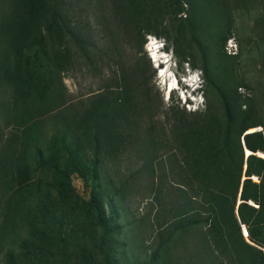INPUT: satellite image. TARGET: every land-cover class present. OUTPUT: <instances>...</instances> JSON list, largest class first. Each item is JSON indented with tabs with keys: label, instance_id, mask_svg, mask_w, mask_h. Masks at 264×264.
Segmentation results:
<instances>
[{
	"label": "trees",
	"instance_id": "1",
	"mask_svg": "<svg viewBox=\"0 0 264 264\" xmlns=\"http://www.w3.org/2000/svg\"><path fill=\"white\" fill-rule=\"evenodd\" d=\"M187 1L183 17L179 0H0V264L52 246L61 263L72 250L81 263L264 264V101L240 91L248 78L235 68L255 65L261 48L253 28L228 55L219 19L242 7L250 17L256 2ZM146 34L202 70L204 95L206 82L216 96L204 111L154 94L151 64L138 57ZM77 69L98 72L99 88L71 92L65 77ZM75 173L90 191L75 211L95 252L70 233ZM133 197L148 212L124 240Z\"/></svg>",
	"mask_w": 264,
	"mask_h": 264
},
{
	"label": "rangeland",
	"instance_id": "2",
	"mask_svg": "<svg viewBox=\"0 0 264 264\" xmlns=\"http://www.w3.org/2000/svg\"><path fill=\"white\" fill-rule=\"evenodd\" d=\"M175 3L178 0H174ZM181 3H183L181 7V13L179 16L186 17L187 15V10L189 8V3L187 0H179ZM187 1V2H186ZM208 0H206L207 2ZM227 2V4H234L236 0H222ZM240 2H243V0H239ZM205 2V6L203 7V10L207 12L208 17L212 19V15L214 14L212 8L208 6L209 4ZM256 4V10L252 12V16L246 17L245 11L242 8H235L233 11L231 9L230 14H224L223 11H221L220 14L224 15L220 17L219 19L222 20L223 24H225L227 27L230 28V33L231 37L227 40V43L224 47V51L228 55H233L235 53H239L240 50V45L239 41H242L243 44L245 42L246 36H243L244 34H249L251 33V29L255 28V37L257 38L258 43L260 44V51L257 55V61L255 65L250 64L246 60L243 62H240V65L236 68L237 73L239 74L238 77H247L248 80H246L247 86L241 87L240 91L241 92H246L252 97L258 96L261 100L264 101V51H263V41H261V37H264V0H255ZM106 5V6H105ZM105 9H101L97 14V19L98 20H104L106 22L105 25L99 24L98 27L101 29H106L107 26L111 24L108 16L107 10L109 8H112L110 1L104 3ZM236 6V5H235ZM234 6V7H235ZM178 7V5H176ZM252 7V6H251ZM107 9V10H106ZM222 10V9H221ZM210 11V12H209ZM213 12V13H212ZM102 14V15H100ZM102 18V19H101ZM98 23V21H96ZM107 25V26H106ZM218 27V26H217ZM217 27L215 25H212L211 29L209 31L216 30ZM216 32V31H214ZM100 35V34H99ZM101 36V35H100ZM128 35L123 31H119L118 35L116 36L118 39V43L121 47L125 49L127 52L126 55L133 54L132 49L130 48V44L127 40ZM100 40V39H99ZM141 41L144 42L143 47L139 45V53L138 57L143 58L151 64L150 68V74H153L152 78V86L154 89V94L156 96H159L164 100L166 104L171 103V102H177L181 103V105H185V107L188 110H198V111H204L207 106V102L211 99H213V94L210 91V87L207 85L205 82V101H202V98L199 99L198 97H195L191 92L192 87L186 84V81L183 80L182 78L184 76L188 75V71L186 70V65L182 59L179 58V56L173 52L172 53H166L165 50L173 51L174 50V45L172 43H168L167 40L164 38H159L155 39L154 34H146L145 36L142 37ZM157 42V43H156ZM141 43V42H140ZM101 44V40L100 43ZM164 44V45H163ZM247 44V43H246ZM167 54V55H166ZM173 55V56H172ZM164 57H166V60H163ZM199 57V55H198ZM169 58L170 59L169 61ZM166 62L168 64H162L160 67H158L159 62ZM178 61L179 68L175 69L174 67V62ZM200 61V60H199ZM173 62V65H172ZM87 69H84L86 71ZM84 71L80 72L79 69H77L74 74H68L65 77V83L68 86L69 90L73 92L74 94H82L88 92L90 89L96 90L99 88L100 83H101V78L98 72H93L92 74H84ZM186 79L189 80L188 77H185ZM177 80L179 84H177ZM170 85H173L172 88H170ZM177 86V87H175ZM186 88H188L186 91ZM192 94L191 96H189ZM213 96H212V95ZM192 97L196 99H192ZM216 97V96H214ZM204 99V98H203ZM185 100L190 103V106H187V103L185 104ZM216 104V103H215ZM262 129L261 126L254 127L249 130V132L255 131V130H260ZM248 153V152H247ZM259 155L264 157V154L262 152H259ZM255 181H259L258 178H254ZM72 187H73V194L76 197V202L73 200L72 207H73V212H74V219L69 223L70 227V233L74 235L75 241L82 245L84 247L85 251L89 253L95 252L94 246L92 245L94 233L89 226L90 223L88 222L86 225L85 222L81 219L82 217V210L75 209L79 204L77 202L80 201V198H83L85 200L90 199V191L86 186L85 181L80 177L78 174H73L72 175ZM133 200V201H132ZM132 208L135 209V214L133 213L132 215L126 216V213L123 214V219L125 222H130L132 225L129 227H126L124 229V240L130 238L133 235L139 234L137 231V228H143L144 224H141V221L139 220L138 223L137 220L134 221V218H139L143 217L147 214L148 212V206L146 202L140 203L138 201V197L132 198ZM138 207V208H137ZM152 216V215H151ZM122 219V220H123ZM145 222V221H144ZM123 224V222H122ZM139 224H141L139 226ZM150 224L147 223L145 227H149ZM127 231H134V234H129L127 235ZM126 234V235H125ZM245 235V233H244ZM53 248V249H52ZM51 249H43V248H36L33 253H30L29 255L25 256V261L24 264H99L98 260H92L91 262L84 263L80 261L81 259V252H76V255H73L72 250H67L66 254L63 256V262L61 263L60 254L61 251L57 250L55 246H52ZM123 250H126V247L123 248ZM131 250V248H130ZM125 254V255H124ZM70 255L76 259L75 261H72L70 258ZM124 256H127V254L124 252ZM89 256V254H88ZM123 263V261H121Z\"/></svg>",
	"mask_w": 264,
	"mask_h": 264
},
{
	"label": "clouds",
	"instance_id": "3",
	"mask_svg": "<svg viewBox=\"0 0 264 264\" xmlns=\"http://www.w3.org/2000/svg\"><path fill=\"white\" fill-rule=\"evenodd\" d=\"M155 39H158L157 36H155ZM157 43V42H156ZM164 45V44H163ZM166 53H172L173 54V51H169V50H165ZM167 55V54H166ZM173 56V55H172ZM170 59L172 58H169V61ZM168 64L166 62H159L158 63V67H160L162 64ZM172 65H173V62H172ZM185 65L187 66L186 67V70L189 72L187 76H184L182 79L186 81V84L189 85L190 87H192L191 89V93L195 96V97H198L199 99L202 98L201 102L202 101H205V95H204V76H203V72L200 68H193L189 62H185ZM174 67L175 69H178L179 68V64H178V61H175L174 62ZM185 77H188L190 81H188V79H186ZM177 84H179L178 80H177ZM177 87V86H175ZM186 91H188L186 88ZM192 94H190L189 96H191ZM204 98V99H203ZM192 99H196L194 97H192ZM187 103V106H190V103L187 102V100H185V104ZM244 233H245V228H244ZM245 236H248V233L247 235L245 234Z\"/></svg>",
	"mask_w": 264,
	"mask_h": 264
},
{
	"label": "bare ground",
	"instance_id": "4",
	"mask_svg": "<svg viewBox=\"0 0 264 264\" xmlns=\"http://www.w3.org/2000/svg\"><path fill=\"white\" fill-rule=\"evenodd\" d=\"M163 60H166V57H164V59ZM164 62V61H163ZM173 87V85H170V88H172ZM247 152L249 153L250 151L249 150H247ZM245 234H247V231H245Z\"/></svg>",
	"mask_w": 264,
	"mask_h": 264
},
{
	"label": "built area",
	"instance_id": "5",
	"mask_svg": "<svg viewBox=\"0 0 264 264\" xmlns=\"http://www.w3.org/2000/svg\"><path fill=\"white\" fill-rule=\"evenodd\" d=\"M254 178H258L257 176H254ZM243 228H246L245 226H243ZM262 249L264 250V247H262Z\"/></svg>",
	"mask_w": 264,
	"mask_h": 264
},
{
	"label": "water",
	"instance_id": "6",
	"mask_svg": "<svg viewBox=\"0 0 264 264\" xmlns=\"http://www.w3.org/2000/svg\"><path fill=\"white\" fill-rule=\"evenodd\" d=\"M248 154H250V152L248 153ZM245 231H247V229L245 228ZM248 233V232H247ZM247 235V234H246Z\"/></svg>",
	"mask_w": 264,
	"mask_h": 264
}]
</instances>
